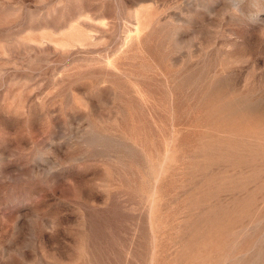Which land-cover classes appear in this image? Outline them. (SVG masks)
<instances>
[{
	"label": "rangeland",
	"instance_id": "1",
	"mask_svg": "<svg viewBox=\"0 0 264 264\" xmlns=\"http://www.w3.org/2000/svg\"><path fill=\"white\" fill-rule=\"evenodd\" d=\"M0 264H264V0H0Z\"/></svg>",
	"mask_w": 264,
	"mask_h": 264
}]
</instances>
